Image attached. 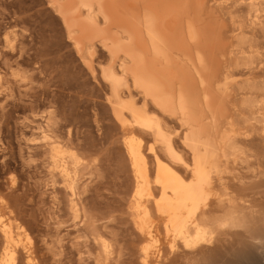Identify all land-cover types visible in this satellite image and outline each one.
<instances>
[{
	"label": "bare ground",
	"instance_id": "6f19581e",
	"mask_svg": "<svg viewBox=\"0 0 264 264\" xmlns=\"http://www.w3.org/2000/svg\"><path fill=\"white\" fill-rule=\"evenodd\" d=\"M46 1L58 14L77 53L84 56L91 74L98 53L108 58L101 76L111 86L113 115L124 133L136 181L130 210L143 243L138 251L139 264H161L174 256L186 264H213L226 254L240 256V264H264V259H253L248 253L264 245V235L255 236L257 230H264V161L251 163L246 156L245 147L251 141L248 133L241 131L247 123L242 122L243 117L238 118L240 122L232 121L237 119L230 108L235 92L232 94V74L226 66L233 52L250 65L254 55L247 51L249 47L244 48L243 40H237V49L228 54L232 32L225 16L217 14V2ZM249 9L257 21V5L251 2ZM12 43L8 44L13 47ZM130 85L141 96V105L127 95ZM244 97L241 105L245 111L236 107L249 113L248 122L264 124L263 83L246 89ZM170 120L182 131L186 157L175 147L176 128L170 130ZM238 123L242 125H235ZM31 125L33 134L50 142L52 171L72 180L67 192L77 226L82 222L75 184L78 171L72 170L68 161L74 155L61 142L52 141L48 121ZM139 134H147L152 140L149 156ZM245 169L246 174L240 172ZM246 179L256 181L246 183ZM8 222L0 215L4 243L0 263L16 264L22 250L26 264H33L30 239L22 226ZM161 240L166 247L164 256ZM100 242L108 256L110 246L102 239ZM234 246L242 249L234 250Z\"/></svg>",
	"mask_w": 264,
	"mask_h": 264
},
{
	"label": "rangeland",
	"instance_id": "374dc122",
	"mask_svg": "<svg viewBox=\"0 0 264 264\" xmlns=\"http://www.w3.org/2000/svg\"><path fill=\"white\" fill-rule=\"evenodd\" d=\"M212 1L217 2L212 3L217 5V14L225 16L227 26L234 29L228 28L232 32L231 47L235 41L228 54L237 49V40H243L244 48L249 47L247 51L254 55V64L250 65L233 52L226 66L235 87L231 85L235 94L230 108L236 111L231 115L237 119L232 121L242 119L247 123L235 125L245 126L241 133H248L251 144L245 151L250 162L264 161V124L248 122L249 113L244 112L245 116L241 105L246 89L264 85V0ZM251 2L259 9L257 21L249 9ZM63 29L58 14L46 0H0V215L5 223L13 220L8 223L22 226L31 241L33 264H139L138 251L143 243L130 210L136 181L124 133L113 115L111 86L101 76L108 58L98 53L91 74L84 65V56L77 53ZM126 93L142 104L132 86ZM42 121L49 122L52 141L61 142L74 155L68 161L79 177L75 184L82 222L77 226L70 214L67 192L72 180L53 172L50 142L32 133L31 122ZM170 122V130L176 128V133L172 131L175 147L186 157L182 131L177 122ZM139 135L149 156L152 140L147 134ZM246 171L240 170L244 174ZM263 235L262 229L255 232L259 238ZM100 239L110 246L111 255L104 253ZM161 245L164 256L163 240ZM259 246L249 250L251 258L264 259V245ZM3 248L0 234V262ZM237 248L242 246L233 249ZM21 252L16 264H26L25 253ZM240 263V256L226 254L213 264ZM161 264L186 263L174 256Z\"/></svg>",
	"mask_w": 264,
	"mask_h": 264
}]
</instances>
